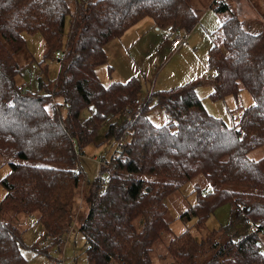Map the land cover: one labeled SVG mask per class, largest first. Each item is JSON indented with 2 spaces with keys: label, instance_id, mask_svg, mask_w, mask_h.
<instances>
[{
  "label": "trees",
  "instance_id": "obj_1",
  "mask_svg": "<svg viewBox=\"0 0 264 264\" xmlns=\"http://www.w3.org/2000/svg\"><path fill=\"white\" fill-rule=\"evenodd\" d=\"M221 1L218 12L228 9ZM145 17L158 28L185 32L199 18L191 0H72V6L68 0H0V157L30 161L9 163L0 179L5 190L0 264H26L23 232L11 215H32L51 245L60 247L80 196L87 205L79 230L88 264H264V156H248L264 148V30L249 33L230 17L220 26V44L208 53L210 66L217 67L211 98L237 96L243 89L254 100L235 127L206 113L193 82L150 91L143 100L135 78L101 83L95 68L106 60L105 44ZM26 34H39L45 58L63 54L52 85L39 78L35 92L18 90L16 82L21 73L16 55L26 48ZM54 98L68 104L65 116L52 105ZM150 104L164 110V125L148 120ZM82 109L89 110L85 119ZM118 113L123 118L110 122L105 133V141L114 140L118 149L109 162L101 158L115 173L107 182L98 177L84 197L80 172L73 167ZM194 178L222 188L207 193L195 188L196 202L180 218L195 217L200 230L217 206L228 203L230 224L199 239L186 228L164 242L162 235L170 233L164 200L179 189L177 181ZM241 216L255 229L248 227L237 241L226 238Z\"/></svg>",
  "mask_w": 264,
  "mask_h": 264
},
{
  "label": "rangeland",
  "instance_id": "obj_2",
  "mask_svg": "<svg viewBox=\"0 0 264 264\" xmlns=\"http://www.w3.org/2000/svg\"><path fill=\"white\" fill-rule=\"evenodd\" d=\"M68 2L72 6V0H68ZM221 2L225 3L228 9L218 12L216 9L220 4L213 3V0H191L200 21L195 30L196 25L189 31L191 40L195 45L189 43L190 51L188 52L182 51L183 49L173 51L171 48L172 36L165 33L164 28L153 25L150 18L141 19L134 24L135 26L128 28L129 31L126 32V30V34L122 38L112 39L105 44L107 57L103 63L96 66L97 77L101 83L107 86L112 82H127L135 78L141 84L138 97L143 100L150 89L153 91L171 89L180 84H186L190 78L198 76L205 84L197 86L195 90L206 113L221 119L227 126L237 127L242 109L252 106L254 100L243 89L237 96L227 95L221 99L211 98L210 93L213 91V86L207 78L213 80L215 72L206 55L213 45L220 44L222 36L219 32V25L221 20L224 22L230 17H235L247 32L258 33L263 31L264 0H222ZM206 12L207 14L204 16ZM206 22L210 23L209 28L205 26ZM186 33L182 31L181 35L186 36ZM24 37L26 48L16 55L17 64L21 67V73L17 76L16 82L19 86L35 92L39 78L46 84L52 85L57 78L60 62L54 57H44L45 49L39 34H26ZM53 102L51 101L56 110L65 116L66 109L63 110L61 107L63 100L54 98ZM56 104L57 106H55ZM88 114L89 110L82 109L80 112L81 119L87 118ZM123 116L122 113H118L115 118L106 122L99 129L93 142L78 155L77 164L73 168L80 172L82 182L80 188L84 197L88 195L89 189L98 177L105 179L110 174L115 173L111 165L102 166L98 158L101 157L104 161L109 162L118 149V143L114 140L105 141V133L110 122H119ZM146 116L156 127L164 125L168 120L160 106H152L151 104L146 111ZM248 156L255 160L259 159L264 156V148L253 150ZM9 163H30V161L0 157V179L9 171ZM34 164L60 166L46 162H34ZM125 176L133 179L172 181L166 177L144 174H125ZM177 182L180 184L179 189L164 200L168 209L167 218L170 222V233L162 235L164 242L180 234L186 228H189L191 234L199 239L201 236L208 235L210 231L225 228L230 224L232 217L228 203L217 206L206 219L204 228L200 230L194 227L195 217L183 221L180 215L196 202L195 188H200L202 193H207L212 189L222 187L209 184L202 178ZM4 195L5 190L0 185V200L3 199ZM71 212L75 215V220L71 228L69 227L70 229L68 228L69 230L67 229L62 235L60 247L51 245L50 238L44 232L42 225L36 223L32 215H15L12 217L10 214L12 222L19 226L23 232L21 254L26 264H52V259H63L64 264H88L84 254L85 240L79 230L80 223L87 213L84 198L82 199L80 196ZM247 230L246 218L241 216L233 223L232 230L225 237L237 241L246 234ZM260 238L261 244L264 245V234H261ZM39 249L45 251L39 253Z\"/></svg>",
  "mask_w": 264,
  "mask_h": 264
},
{
  "label": "built area",
  "instance_id": "obj_3",
  "mask_svg": "<svg viewBox=\"0 0 264 264\" xmlns=\"http://www.w3.org/2000/svg\"><path fill=\"white\" fill-rule=\"evenodd\" d=\"M220 0H213V3L217 4L219 3ZM165 32L169 35L172 36V40H171V45L173 47H185L187 46V38L185 35H181L182 30L172 27V26H167L165 27ZM62 52L61 51H57L54 54V58L56 59H61L62 58ZM214 70V72L216 73L217 67H213L212 68ZM24 87L23 86H18V90H22ZM55 102V101H54ZM155 104V102H154ZM62 109L65 110L68 108V104L67 103H63L62 104ZM99 161H101V163H104L103 160H101V157L98 158ZM109 180V178H106L104 181L107 182ZM104 189V187H103ZM249 230H254L255 229V225L252 224L251 222H249ZM71 228V227H70ZM52 264H64L63 259H52Z\"/></svg>",
  "mask_w": 264,
  "mask_h": 264
},
{
  "label": "crops",
  "instance_id": "obj_4",
  "mask_svg": "<svg viewBox=\"0 0 264 264\" xmlns=\"http://www.w3.org/2000/svg\"><path fill=\"white\" fill-rule=\"evenodd\" d=\"M207 14V12L206 13H204V16ZM199 17V16H198ZM204 18V17H203ZM202 18V19H203ZM221 19V18H220ZM199 21H200V19L198 18V22H197V24H196V26H195V28H194V30L197 28V26H199L198 25V23H199ZM223 20H221V22H220V25H219V28H220V26H221V24L223 23L222 22ZM153 22V21H152ZM209 24L210 23H208V22H206L205 23V26L207 27V28H209ZM153 25H154V23H153ZM135 26V25H134ZM129 30H127L126 32H128ZM164 31H165V29H164ZM126 32L120 37V38H122L125 34H126ZM166 33V32H165ZM190 32H187L186 33V38H187V46H185V47H173L172 45H171V48H172V50L173 51H176V49H178V50H180L181 51V49H183L182 51H184V52H188V51H190V48H189V43H191L192 45H195V43H193V41L191 40V35L189 34ZM189 36H190V38H189ZM211 38V37H210ZM121 40V39H120ZM109 56V55H108ZM207 57H208V55H206ZM205 56V57H206ZM211 79V78H210ZM210 79H208L207 78V80H209L210 81V84H212V86H213V88H214V81L213 80H210ZM100 80V79H99ZM186 82H193L194 84H195V89H197V86H199V85H204L205 83H204V81H202L201 79H199L198 78V76H195V77H193V78H190L188 81H186ZM181 85V84H180ZM179 86V85H178ZM150 91H153L152 89H150L149 90V92ZM148 92V93H149Z\"/></svg>",
  "mask_w": 264,
  "mask_h": 264
}]
</instances>
